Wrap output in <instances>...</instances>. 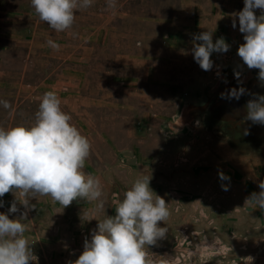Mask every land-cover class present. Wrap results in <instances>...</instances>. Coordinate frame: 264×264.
<instances>
[{
    "label": "rangeland",
    "instance_id": "374dc122",
    "mask_svg": "<svg viewBox=\"0 0 264 264\" xmlns=\"http://www.w3.org/2000/svg\"><path fill=\"white\" fill-rule=\"evenodd\" d=\"M184 9L183 0H118L115 10L94 0L70 34L41 21L31 0H0V101L11 106L0 104V127L31 125L43 94L56 91L92 142L85 171L103 185L102 209L32 199L25 235L38 264H72L97 219L115 215L144 175L171 211L167 238L148 249L153 264H264V210L245 204L264 181V125L245 119L252 94H264L259 70L237 55L242 36L203 71L185 37L199 24ZM241 86L239 100L221 98ZM14 199L6 194L0 212Z\"/></svg>",
    "mask_w": 264,
    "mask_h": 264
},
{
    "label": "clouds",
    "instance_id": "9594fccd",
    "mask_svg": "<svg viewBox=\"0 0 264 264\" xmlns=\"http://www.w3.org/2000/svg\"><path fill=\"white\" fill-rule=\"evenodd\" d=\"M117 3L118 0H107V7L115 10ZM93 4L94 0H31L41 21L57 33L70 34L77 13ZM237 19L244 40L237 55L248 69L259 70L258 80L264 86V0H244L243 9L233 19L234 29ZM193 40L196 43L191 51L203 71L213 69V53H227L231 48L224 37L214 41L209 30L194 34ZM47 43L54 50L60 49L53 40ZM235 76L240 79L239 72ZM245 93L241 86L221 93V98L239 100ZM252 95L245 105V119L264 125V94ZM0 104L11 107L7 101ZM92 147L89 138L72 123V116L62 109V100L53 90L41 97L31 125L0 127V207L4 206L6 194L15 196L8 211L0 212V264H38L33 244L25 235L28 229L24 221L28 220V211L35 208L32 199L47 196L64 208L74 201L96 202L98 208L104 207L101 179L85 171ZM219 178L230 180L222 171ZM150 181L148 175L137 178L123 193L115 215L97 219L91 238H85L83 251L72 264H153L148 249L167 238L171 211ZM222 187L225 191L229 188L227 184ZM258 187L260 190L252 192L245 204L264 210V181ZM19 206L24 211L10 218L20 212Z\"/></svg>",
    "mask_w": 264,
    "mask_h": 264
},
{
    "label": "crops",
    "instance_id": "0c3cea01",
    "mask_svg": "<svg viewBox=\"0 0 264 264\" xmlns=\"http://www.w3.org/2000/svg\"><path fill=\"white\" fill-rule=\"evenodd\" d=\"M243 7L244 0H183V8H185L182 14V17L185 16L183 20L187 23L199 24L189 28V34L185 37L193 40L194 34L209 30L213 32L214 41L223 36L234 47L236 44L234 45L233 41L243 35L239 29L232 27V23ZM259 14L257 10V15ZM237 24H239L238 19ZM194 44L188 47L191 53Z\"/></svg>",
    "mask_w": 264,
    "mask_h": 264
}]
</instances>
